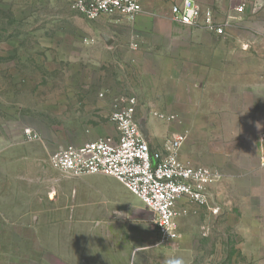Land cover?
Returning a JSON list of instances; mask_svg holds the SVG:
<instances>
[{
  "label": "rangeland",
  "instance_id": "rangeland-1",
  "mask_svg": "<svg viewBox=\"0 0 264 264\" xmlns=\"http://www.w3.org/2000/svg\"><path fill=\"white\" fill-rule=\"evenodd\" d=\"M238 1L212 8L224 17ZM123 19L88 21L66 0H0V264H125L124 252L178 249L177 239L162 241L152 224L135 230L134 213L124 214L115 200L126 199L121 187L127 189L114 178L71 176L48 160L57 149L100 137L106 123L113 126L104 101L112 104L115 96H85L79 80L94 66L105 72V82L122 75L125 54L106 47L99 34L127 31ZM216 243L199 242L197 252H214V264L221 252L223 264L246 263L233 242L225 245L230 252Z\"/></svg>",
  "mask_w": 264,
  "mask_h": 264
},
{
  "label": "crops",
  "instance_id": "crops-1",
  "mask_svg": "<svg viewBox=\"0 0 264 264\" xmlns=\"http://www.w3.org/2000/svg\"><path fill=\"white\" fill-rule=\"evenodd\" d=\"M177 1L143 0V11L133 20L122 18L128 24L127 31L100 33V37H108V43L101 37L106 47L116 46L117 52L125 54L122 75H113L111 82H105V72L94 66L93 72L79 80V86L85 96H137L144 114L136 117L144 119L146 141L152 151L165 153L166 140L174 134L184 136L178 152L182 162L211 166L221 172L220 179L209 186L210 204L219 210L212 213L207 206L179 200L178 215L173 220L179 233L178 249L124 252L125 264H214V252H197L203 241L217 242L225 251L231 241L245 264H261L264 165L259 160V137L264 134V7L255 13L246 8L236 21L243 27L229 28L218 36L171 21L168 7ZM196 1L212 8L230 0ZM101 17L111 16L97 19ZM114 25L119 26L118 22ZM128 60L132 61L130 68L125 64ZM98 73L101 79L95 82L92 77ZM71 92L66 89L67 94ZM105 102L110 113L111 102ZM155 113L178 115L168 121ZM113 126H101L100 137L115 141L118 132ZM115 180L109 181L115 183L113 187H121ZM121 189L126 199L115 200L123 206L124 214L134 213L131 218L140 226L135 230L151 225V216L139 199ZM80 195L76 192L74 196L80 201ZM76 253L81 257V252ZM110 255L113 257V252ZM222 256L221 252L219 264H223Z\"/></svg>",
  "mask_w": 264,
  "mask_h": 264
},
{
  "label": "built area",
  "instance_id": "built-area-1",
  "mask_svg": "<svg viewBox=\"0 0 264 264\" xmlns=\"http://www.w3.org/2000/svg\"><path fill=\"white\" fill-rule=\"evenodd\" d=\"M66 1L89 21L102 15L133 20L143 11V0ZM263 7L264 0H242L224 17H219L211 7H203L196 0H179L170 5L169 18L221 36L235 27L246 8L255 13ZM135 107L133 96H115L108 116L118 132L115 141L98 137L81 145L57 149L49 154L48 160L53 168L71 176L101 174L115 178L152 214L157 236L162 241L174 240L179 237L173 225L179 200L218 212L219 207L210 204L209 186L220 179L221 172L211 166L182 162L178 154L184 140L182 135L174 134L166 140L165 153L152 151L140 131ZM160 117L172 121L176 115L161 114ZM259 142V160L264 165V134L260 135Z\"/></svg>",
  "mask_w": 264,
  "mask_h": 264
},
{
  "label": "water",
  "instance_id": "water-1",
  "mask_svg": "<svg viewBox=\"0 0 264 264\" xmlns=\"http://www.w3.org/2000/svg\"><path fill=\"white\" fill-rule=\"evenodd\" d=\"M101 37L103 38V40H105L108 43V37L106 35L101 34ZM138 124H139L140 131L143 135V138L146 140L147 139V130L144 126V119H139ZM149 214L151 215V219H152L153 218L152 214L150 212H149Z\"/></svg>",
  "mask_w": 264,
  "mask_h": 264
}]
</instances>
